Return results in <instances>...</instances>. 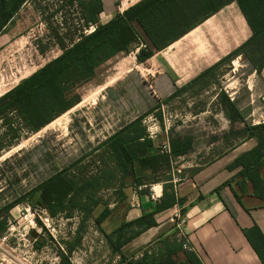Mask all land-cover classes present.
<instances>
[{
  "label": "rangeland",
  "instance_id": "374dc122",
  "mask_svg": "<svg viewBox=\"0 0 264 264\" xmlns=\"http://www.w3.org/2000/svg\"><path fill=\"white\" fill-rule=\"evenodd\" d=\"M88 1L25 0L0 34V89L2 92L6 89L4 94L94 30L95 26L85 20L84 2ZM110 3L104 0L106 13L100 16V24L110 21L123 9L117 0L110 10ZM236 7L233 4L225 8L203 29L206 35H212V38L207 35L205 43L213 57L208 61L210 66L193 71L180 61L182 67L179 62L178 70L181 71L179 76H171L173 82L166 77L167 56L160 59L161 65L157 60L141 63L137 57L141 48L134 44L128 53H121L101 65L94 79L79 89L81 103L41 131L24 134L18 144L0 151L1 209L84 156H87L85 160L70 175L79 178L99 172L105 167L108 154L104 149L93 150L151 109L155 111L144 118L143 124L160 156L166 159L171 155L167 151L171 150V138L195 139L184 158H172L170 164L161 159L149 169H137L135 175L129 173L120 180L118 174L114 180L104 182L105 186L97 194L102 203L82 228V213L73 211L52 217L38 203V196L25 199L10 211L6 217L7 229L0 232V264H123L105 234L114 233L122 225L131 202L142 193L151 197L154 186L163 187L173 176L178 180L184 177L181 166L212 160L215 155L208 148H216L215 154H219L233 146L235 139L245 137L243 128L227 119L221 104L222 92L228 95L226 91L233 81L234 61L235 87L247 95L252 67L244 57L221 66L207 87L201 89L196 85L177 93L189 79L212 67L250 37L249 27ZM184 44L185 41L178 42L165 52H177ZM259 83L261 78L256 75L255 84L251 85L257 89ZM166 88L177 94L169 99ZM259 103L264 105V94ZM5 122L0 119L3 144L11 138ZM235 127L239 130L235 131ZM212 143L215 145L211 147ZM107 207L112 214L99 226L95 219ZM133 231L125 230L123 238Z\"/></svg>",
  "mask_w": 264,
  "mask_h": 264
},
{
  "label": "trees",
  "instance_id": "16d2710c",
  "mask_svg": "<svg viewBox=\"0 0 264 264\" xmlns=\"http://www.w3.org/2000/svg\"><path fill=\"white\" fill-rule=\"evenodd\" d=\"M24 2L25 0H0V34ZM233 3L238 5L251 30L250 38L177 93L196 85H200L201 89L207 87L221 66L233 62L240 56L244 57L258 74L262 73L264 70V0H141L123 12H118L105 24H100L99 21L104 12L103 1L84 2L85 20L88 25L95 26L94 30L82 36L71 47L66 48L59 57L0 97V119L6 120L5 125L10 128L11 134L7 144H3L0 139V151L15 146L25 135L41 131L81 103L82 96L79 89L94 79L101 65L121 53H128L132 45L136 44L139 47L141 43L146 45V48H141L137 56L138 60L144 63ZM221 104L231 124L244 123L241 112L225 92L221 94ZM154 111L155 108L139 116L93 150L96 152L104 149L108 154L104 163L105 167L99 172L79 178L70 175V172L85 160L87 156H84L32 189L25 197L1 208L0 232L7 229L6 217L10 211L25 199H33L35 196H38V203L49 211L52 217L61 213L71 214L73 211L82 213V228L94 210L102 203L97 198V194L105 186L104 182L114 180L118 174L120 180L129 173L135 175L137 169H149L154 163H160L161 159H165L155 149L154 141L143 124L144 118ZM159 120L162 121L160 115ZM241 132L245 134L244 138L255 139L257 145L239 157L229 166V169L241 168L238 176L248 179L253 185L255 195L263 197L264 182L261 178V169L264 166V123L246 124ZM170 145L171 155L165 159L168 164L171 163L172 158L186 155L192 149V140L181 137L171 138ZM171 180L163 184V196L153 211L144 213L134 221L123 222L110 235L105 234L113 252L120 255L122 263L202 264L193 251L183 248L186 239L181 241L175 239L172 246H165L163 253L147 250L141 259L127 260L121 255V248L125 244L143 231L157 225L155 214L176 205L174 185ZM230 184L231 182L227 183V185ZM142 195L145 194L142 193ZM236 196L240 201V197L237 194ZM111 214L112 211L108 207L105 208L96 217V224L102 225ZM127 229L134 231L123 238L124 231ZM244 233L264 263L263 234L257 226L251 230H245ZM72 250L73 248L69 252ZM181 251L184 252L185 262L179 259L178 253Z\"/></svg>",
  "mask_w": 264,
  "mask_h": 264
},
{
  "label": "crops",
  "instance_id": "0c3cea01",
  "mask_svg": "<svg viewBox=\"0 0 264 264\" xmlns=\"http://www.w3.org/2000/svg\"><path fill=\"white\" fill-rule=\"evenodd\" d=\"M102 1L104 5L102 14H105L106 6L104 0ZM108 1L111 2L110 10H112V4L117 0ZM118 1L123 7L121 11L123 12L141 0ZM233 4L237 6L235 10L240 12L238 5L236 3ZM224 9L167 48L169 49L176 43L185 41L186 44H184L183 49L167 53L165 52L167 49H165L146 62L157 60L158 64L161 65L160 59L167 56L165 58L167 62L166 77L173 82L175 80L171 76H179L178 72L181 71L178 70L180 61L183 62V66L190 67L193 71L210 66L208 61L213 59V57L209 55L205 43L208 42L207 35L210 38H212V35H209V33L206 35L203 29L207 22L218 17ZM249 36H251V30ZM195 43L198 45L196 46ZM181 62L180 68L182 67ZM233 65V81L230 89L226 92H228L230 99L241 112L244 123L232 125L239 124L244 128L246 124L259 125L264 123V105L259 103L260 98L264 94V70L261 74H258L252 68L248 75L247 95H245L240 91L241 89L235 87V61ZM236 70H238V67ZM203 72L189 79L186 85ZM256 75L261 78L260 87L257 89L251 85L252 83L255 84ZM173 82L171 83L172 85ZM3 90L2 92L0 89V96L6 91V89ZM165 91H169L168 97L172 96L173 91L167 88ZM237 130L239 129L235 127V131ZM187 138H191L194 144L195 139L192 137ZM214 145L215 143L210 144L211 147ZM256 145L255 139L243 138L239 141L235 139L233 146L219 154H215L216 148H208V150H213L211 153L215 155L209 162L200 165L193 161L191 162L192 164L187 163L186 166H181V168H184L185 176L179 180L173 176L171 180L174 185L176 205L155 214L154 218L157 225L143 231L125 244L121 248V255L130 260L141 259L147 250L163 253L165 246H172L175 239L183 240L181 238V233H183L187 240L186 242L193 248V252L198 256L202 264H264L244 233L245 230H251L257 226L264 236V196L258 197L255 195L251 182L238 176L241 168L229 169L230 165L239 157L254 149ZM189 152L178 158L186 157ZM178 172L180 173L181 169ZM261 178L264 182V166L261 169ZM229 182L231 184L227 185ZM156 191L158 195L156 200L151 199L148 195L141 194L137 200L132 201L130 207L124 213L123 222L134 221L144 213L153 211L163 196V187L157 185ZM236 194L240 197V201L237 199ZM136 203H139L140 207H137ZM181 221H184V224L179 227ZM262 254L264 256V250H262ZM178 255L179 259L185 262L184 252L181 251Z\"/></svg>",
  "mask_w": 264,
  "mask_h": 264
},
{
  "label": "built area",
  "instance_id": "2783aa9c",
  "mask_svg": "<svg viewBox=\"0 0 264 264\" xmlns=\"http://www.w3.org/2000/svg\"><path fill=\"white\" fill-rule=\"evenodd\" d=\"M139 48H146V45L143 44V43H141V45H140ZM167 151L170 153V152H171L170 148H169ZM174 182H175V180H174ZM155 188H156V186H154L153 189H152V190L154 191V193H153V195L151 196V199H153V200L158 199V195H157V193H156V191H155ZM136 206H137V207H140V204H139V203H136ZM183 224H184V221H181V222L179 223V227H181ZM181 238H182V239H186V238H185V235H183V233H181ZM183 248H184V249H187V250H190V251H193V248H192L191 246H189L188 242H185V243H184Z\"/></svg>",
  "mask_w": 264,
  "mask_h": 264
},
{
  "label": "bare ground",
  "instance_id": "6f19581e",
  "mask_svg": "<svg viewBox=\"0 0 264 264\" xmlns=\"http://www.w3.org/2000/svg\"><path fill=\"white\" fill-rule=\"evenodd\" d=\"M155 191H156V188H155ZM157 192V191H156Z\"/></svg>",
  "mask_w": 264,
  "mask_h": 264
}]
</instances>
